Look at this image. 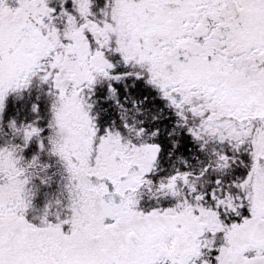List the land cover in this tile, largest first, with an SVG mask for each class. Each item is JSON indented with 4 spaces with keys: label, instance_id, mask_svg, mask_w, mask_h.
<instances>
[{
    "label": "snow or ice",
    "instance_id": "6c2138e0",
    "mask_svg": "<svg viewBox=\"0 0 264 264\" xmlns=\"http://www.w3.org/2000/svg\"><path fill=\"white\" fill-rule=\"evenodd\" d=\"M0 264H264V0H0Z\"/></svg>",
    "mask_w": 264,
    "mask_h": 264
}]
</instances>
